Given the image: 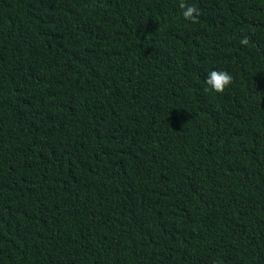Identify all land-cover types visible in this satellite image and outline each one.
<instances>
[{
  "label": "trees",
  "instance_id": "obj_1",
  "mask_svg": "<svg viewBox=\"0 0 264 264\" xmlns=\"http://www.w3.org/2000/svg\"><path fill=\"white\" fill-rule=\"evenodd\" d=\"M180 2L0 0V264H264V0Z\"/></svg>",
  "mask_w": 264,
  "mask_h": 264
},
{
  "label": "clouds",
  "instance_id": "obj_2",
  "mask_svg": "<svg viewBox=\"0 0 264 264\" xmlns=\"http://www.w3.org/2000/svg\"><path fill=\"white\" fill-rule=\"evenodd\" d=\"M179 7L184 20L195 23L199 16V9L194 4L185 3L184 0H181ZM247 42L246 37L241 39L242 44H246ZM232 80L233 77L229 72L211 69L207 72L205 79V84L207 86L206 90L222 93L228 86H230Z\"/></svg>",
  "mask_w": 264,
  "mask_h": 264
}]
</instances>
